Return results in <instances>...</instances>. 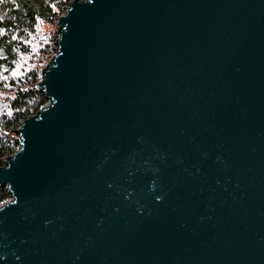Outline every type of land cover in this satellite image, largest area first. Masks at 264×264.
<instances>
[{
	"label": "water",
	"instance_id": "water-1",
	"mask_svg": "<svg viewBox=\"0 0 264 264\" xmlns=\"http://www.w3.org/2000/svg\"><path fill=\"white\" fill-rule=\"evenodd\" d=\"M0 167V264H264V0H75Z\"/></svg>",
	"mask_w": 264,
	"mask_h": 264
},
{
	"label": "trees",
	"instance_id": "trees-1",
	"mask_svg": "<svg viewBox=\"0 0 264 264\" xmlns=\"http://www.w3.org/2000/svg\"><path fill=\"white\" fill-rule=\"evenodd\" d=\"M73 1L0 0V167L21 146L17 129L49 101L37 84L57 52V20ZM10 197L0 185V204Z\"/></svg>",
	"mask_w": 264,
	"mask_h": 264
},
{
	"label": "rangeland",
	"instance_id": "rangeland-1",
	"mask_svg": "<svg viewBox=\"0 0 264 264\" xmlns=\"http://www.w3.org/2000/svg\"><path fill=\"white\" fill-rule=\"evenodd\" d=\"M56 28L55 25H43V29H51L54 30Z\"/></svg>",
	"mask_w": 264,
	"mask_h": 264
}]
</instances>
